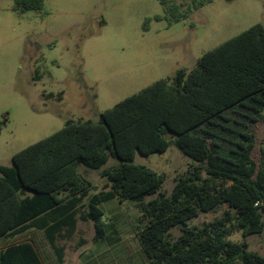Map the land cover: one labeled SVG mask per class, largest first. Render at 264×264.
Segmentation results:
<instances>
[{"label":"trees","instance_id":"16d2710c","mask_svg":"<svg viewBox=\"0 0 264 264\" xmlns=\"http://www.w3.org/2000/svg\"><path fill=\"white\" fill-rule=\"evenodd\" d=\"M159 1L167 7L172 0ZM213 1L194 0L195 8ZM44 6L45 0H15L13 10ZM262 129L264 25L257 24L203 54L193 69L155 81L98 120L67 121L16 153L12 166H0V240L37 229L53 253L34 236L0 250V264H64L61 242L75 236L80 222L93 223L95 242L108 236L115 217L108 219L102 205L113 200L138 206L134 228L146 264H264L247 241L264 235ZM172 146L194 163L167 194L165 175L135 161ZM81 167L100 171L106 189L93 193ZM222 205L228 209L220 217L189 225ZM237 233L240 242L230 239Z\"/></svg>","mask_w":264,"mask_h":264},{"label":"rangeland","instance_id":"374dc122","mask_svg":"<svg viewBox=\"0 0 264 264\" xmlns=\"http://www.w3.org/2000/svg\"><path fill=\"white\" fill-rule=\"evenodd\" d=\"M14 3L0 0V166H12L16 153L67 121L98 120L125 98L178 70L193 69L206 52L264 25V0H214L197 10L194 0H172L167 7L159 0H45L42 12L22 14ZM177 17L182 21L176 23ZM258 134L264 137V129ZM135 162L164 174L167 194L194 163L175 146L164 154H138ZM81 171L93 182V193L106 189L100 171ZM102 207L108 219L115 217L108 220L113 225L108 238L95 242L93 223H81L73 238L61 242L64 264H146L134 228L138 206ZM227 209L222 205L189 225L201 228ZM230 239L240 242L242 235ZM247 241L264 255V235Z\"/></svg>","mask_w":264,"mask_h":264},{"label":"crops","instance_id":"0c3cea01","mask_svg":"<svg viewBox=\"0 0 264 264\" xmlns=\"http://www.w3.org/2000/svg\"><path fill=\"white\" fill-rule=\"evenodd\" d=\"M120 203L118 200H113V201H110V202H108V203H111V204H118V203ZM122 204V203H121ZM81 223H89V222H80L79 224H78V230H79V225L81 224ZM92 223V222H91ZM78 230H77V232H78ZM76 235V234H75ZM37 237L38 238V241L41 243V245H42V249L44 250V251H46V252H49V254H53L52 253V250L50 249V247L47 245V241H46V237H45V234H44V232L43 231H41V230H37V229H34V230H31L30 231V233L28 234V235H25V236H23V237H21V238H16L15 240H12V241H10V240H8V239H1L0 240V243H1V245H0V250H2L3 248H5V247H7V246H9V245H11V244H16V243H19L20 241H26V240H28V239H30V238H32V237ZM108 236H109V234H108ZM108 236L105 238V239H107L108 238ZM55 260L54 259H51L50 260V262L48 263V264H55V262H54ZM56 264H58L57 262H56Z\"/></svg>","mask_w":264,"mask_h":264}]
</instances>
